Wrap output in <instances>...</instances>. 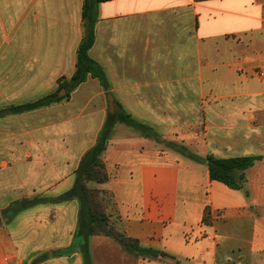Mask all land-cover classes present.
<instances>
[{
    "label": "crops",
    "instance_id": "1",
    "mask_svg": "<svg viewBox=\"0 0 264 264\" xmlns=\"http://www.w3.org/2000/svg\"><path fill=\"white\" fill-rule=\"evenodd\" d=\"M83 3L0 0V264H84L78 202L57 198L117 108L153 136L115 123L108 180L88 186L112 227L158 253L135 264H264V0L100 3L89 55L109 90L88 78L13 112L66 95ZM208 155L256 160L233 189L211 179ZM35 198L50 201L23 206Z\"/></svg>",
    "mask_w": 264,
    "mask_h": 264
},
{
    "label": "trees",
    "instance_id": "2",
    "mask_svg": "<svg viewBox=\"0 0 264 264\" xmlns=\"http://www.w3.org/2000/svg\"><path fill=\"white\" fill-rule=\"evenodd\" d=\"M108 1L111 0H84L82 11L83 37L77 50L76 69L70 81H60L58 88V92L64 89L66 95L59 97L56 92L36 102L12 107L13 112L46 107L62 100L69 99L71 92L88 78L97 79L104 90H109V82L104 70L89 55V50L93 46L95 40L94 27L98 18V5ZM116 122L136 128L146 136H153L152 130L149 127L138 123L131 115L124 111L109 115L98 135L96 144L83 155L78 168L75 170L74 185L67 192L59 196L57 202L68 200H76L78 202L79 215L75 234L76 247L78 241L77 236L79 234L82 236L80 240L81 245L83 244L82 240H85L89 236L104 234L113 237L118 243L130 247L141 257L156 258L158 256L156 251L142 248L137 240L125 237L114 227L109 226L104 211L105 208L99 200V197L104 194V192L92 189L88 186L89 181H96L102 184L108 180V173L101 160V154L106 150L109 144V138ZM168 146L185 152L184 148L180 145L168 143ZM255 160L256 158L254 157L218 159L208 155L204 159V162L208 166L212 180L222 182L233 189H241L246 181L244 171L251 167ZM81 225L84 226L82 230L80 229ZM59 253L61 252L56 251L53 252V255ZM47 257L48 254H43L36 258L33 264Z\"/></svg>",
    "mask_w": 264,
    "mask_h": 264
},
{
    "label": "rangeland",
    "instance_id": "3",
    "mask_svg": "<svg viewBox=\"0 0 264 264\" xmlns=\"http://www.w3.org/2000/svg\"><path fill=\"white\" fill-rule=\"evenodd\" d=\"M120 108L116 109V113L121 112ZM113 120V118H112ZM117 123V122H116ZM126 125V124H125ZM129 126V125H128ZM131 127V126H130ZM133 128V127H132ZM137 132L141 133L140 130L134 128ZM143 134V133H141ZM165 148H169L167 144L164 145ZM75 178V177H74ZM105 195L102 194L99 197L102 205L104 206V211L106 218L108 220L109 226H114L113 221L110 220V212L112 211L111 204L108 198H104ZM56 200V199H54ZM54 200H51L53 202ZM49 200L35 198L31 201L25 200L23 206L38 205L40 203L48 202ZM14 225H12L13 227ZM22 229L23 226L21 227ZM84 228L81 225L80 229ZM80 232V231H79ZM81 235L77 236V249L81 252L84 260V264H135L136 259L139 254L133 251L130 247L124 246L121 243H118L111 236H106L104 234H98L87 237L85 240H82V245L80 244Z\"/></svg>",
    "mask_w": 264,
    "mask_h": 264
},
{
    "label": "water",
    "instance_id": "4",
    "mask_svg": "<svg viewBox=\"0 0 264 264\" xmlns=\"http://www.w3.org/2000/svg\"><path fill=\"white\" fill-rule=\"evenodd\" d=\"M65 92V90H63ZM109 105H110V112L113 111V98L111 95H109Z\"/></svg>",
    "mask_w": 264,
    "mask_h": 264
},
{
    "label": "built area",
    "instance_id": "5",
    "mask_svg": "<svg viewBox=\"0 0 264 264\" xmlns=\"http://www.w3.org/2000/svg\"><path fill=\"white\" fill-rule=\"evenodd\" d=\"M264 73H260V75L262 76Z\"/></svg>",
    "mask_w": 264,
    "mask_h": 264
}]
</instances>
